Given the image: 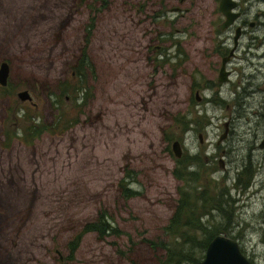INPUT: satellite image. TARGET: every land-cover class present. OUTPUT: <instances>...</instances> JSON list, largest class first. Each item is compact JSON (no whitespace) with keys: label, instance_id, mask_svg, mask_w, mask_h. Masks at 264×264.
<instances>
[{"label":"rangeland","instance_id":"1","mask_svg":"<svg viewBox=\"0 0 264 264\" xmlns=\"http://www.w3.org/2000/svg\"><path fill=\"white\" fill-rule=\"evenodd\" d=\"M215 7L0 0V63L8 66L0 86V264H158L175 247L186 255L171 264H198L207 231L261 262L264 174L254 176L258 188L248 187L247 173L234 185L241 161L264 160L255 146L264 92L246 91L244 46L229 80L217 82ZM255 83L264 90L263 75ZM22 90L29 100L17 98ZM225 122L228 136L219 139ZM242 192L251 194L239 215ZM186 198L196 202L201 230L166 232Z\"/></svg>","mask_w":264,"mask_h":264},{"label":"flooded vegetation","instance_id":"2","mask_svg":"<svg viewBox=\"0 0 264 264\" xmlns=\"http://www.w3.org/2000/svg\"><path fill=\"white\" fill-rule=\"evenodd\" d=\"M215 8L216 13L218 15L217 29L220 31V33H222V35L220 36V40H218V43H216L218 47H214L216 49L215 55L219 57L216 75L217 82L229 80V75L231 72L229 65L233 61L240 47L244 46L242 52L245 53L247 66L246 68H243L242 72L244 76V82H246L248 85H251L246 91L252 93V95H256L257 93H263L264 90L257 86L255 81L257 80L258 76H264V71L262 69V67H264V0H216ZM225 9H228L229 12L228 17L230 18V20L228 22H226V16L222 11ZM169 10L175 11L179 10V8L170 7ZM259 35H262L263 37L261 39L257 38V36ZM259 45L260 47H263V50H256L255 47H259ZM258 51L259 56L257 55ZM255 58L256 60L254 61V64H252L250 59L253 60ZM260 58H263L261 62L259 61ZM249 64H252V66L249 67ZM220 69L224 73V79L222 81H218V73ZM219 88L220 86L217 87V89ZM197 93L198 91L195 90L196 100L199 99ZM203 100L206 101V98H203ZM224 124L225 130L223 125V131L221 135H224L222 138L228 136V122H225ZM221 143L222 140L217 143V148H219L220 150V153L217 154L219 166V169L217 170L220 172L225 170L226 162L224 160V155H226L227 153L223 149L224 147L220 146ZM255 146L257 147V151H264V135ZM252 155L256 156V153L253 152ZM235 173L236 184L234 186L239 183V178L247 173L248 187L258 188L260 186L259 179L255 180L254 176L264 174V160L263 158H261V160H257L256 158L252 162L241 161V163L238 164L237 168H235ZM262 189H264V184L262 186ZM250 194L246 192H242L239 194V199L241 201L240 207L237 208V210L240 209L238 211L239 215H242L244 212L243 210L248 208L245 202ZM217 211L221 212L222 209L219 208L217 209ZM258 220H261V217H258ZM262 231H264L263 227ZM240 251L244 255V257L249 261V264H264V258L259 263L260 259L254 257V255H248L244 253V251H242L241 249Z\"/></svg>","mask_w":264,"mask_h":264},{"label":"water","instance_id":"3","mask_svg":"<svg viewBox=\"0 0 264 264\" xmlns=\"http://www.w3.org/2000/svg\"><path fill=\"white\" fill-rule=\"evenodd\" d=\"M226 16V22L230 20L228 9L222 10ZM8 66L7 63H0V86H4L7 81ZM224 79V73L219 70L218 81ZM16 96L19 100H29L30 96L26 90L18 91ZM225 130V124H224ZM225 132V131H224ZM224 134L219 136V139ZM171 151L178 158L181 155L179 143L175 140L171 143ZM198 264H249V261L240 252L235 239L217 234L206 243L204 253Z\"/></svg>","mask_w":264,"mask_h":264},{"label":"trees","instance_id":"4","mask_svg":"<svg viewBox=\"0 0 264 264\" xmlns=\"http://www.w3.org/2000/svg\"><path fill=\"white\" fill-rule=\"evenodd\" d=\"M122 185L121 182L119 184ZM125 188V187H124ZM123 188V189H124ZM125 190V189H124ZM196 200V198H194ZM204 198H202V204L204 205ZM213 205V204H212ZM207 207V204L204 205V208ZM209 207V206H208ZM196 202L191 201L190 199H179L176 203V206L174 208L173 214L170 217V220L165 227L166 232H174L176 229H179L183 234L186 233V229H192V230H201L200 224L196 218ZM205 211L207 212V208H205ZM93 227L94 225H89ZM91 227H88V230H90ZM215 234H211L210 231H207L205 235V239L200 242L201 247L204 249L206 246V243L209 239H211ZM195 243V244H194ZM197 242H193L191 245L194 247ZM166 252L163 256L162 261L158 264H171L174 261V255H182L185 256L186 252H183L182 248H176L171 250L170 248H165ZM193 251L191 252L192 255Z\"/></svg>","mask_w":264,"mask_h":264}]
</instances>
